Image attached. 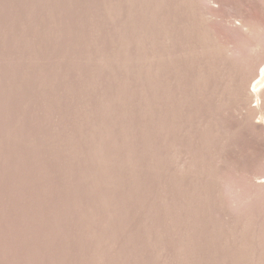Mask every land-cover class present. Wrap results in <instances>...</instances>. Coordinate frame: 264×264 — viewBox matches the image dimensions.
<instances>
[{"label":"rangeland","instance_id":"obj_1","mask_svg":"<svg viewBox=\"0 0 264 264\" xmlns=\"http://www.w3.org/2000/svg\"><path fill=\"white\" fill-rule=\"evenodd\" d=\"M0 264H264V0H0Z\"/></svg>","mask_w":264,"mask_h":264}]
</instances>
